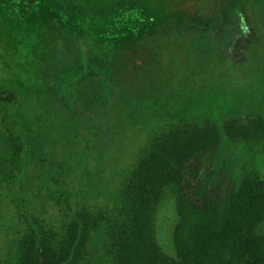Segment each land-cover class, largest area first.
<instances>
[{
	"label": "rangeland",
	"instance_id": "1",
	"mask_svg": "<svg viewBox=\"0 0 264 264\" xmlns=\"http://www.w3.org/2000/svg\"><path fill=\"white\" fill-rule=\"evenodd\" d=\"M39 3L27 13L35 0H0V264L28 225L56 245L82 209L102 220L78 264H111L109 232L127 221L122 182L153 134L264 119V0ZM86 81L104 83L88 110L75 93ZM217 162L232 179L264 175V153L224 136ZM174 219L166 192L153 230L167 257Z\"/></svg>",
	"mask_w": 264,
	"mask_h": 264
},
{
	"label": "trees",
	"instance_id": "2",
	"mask_svg": "<svg viewBox=\"0 0 264 264\" xmlns=\"http://www.w3.org/2000/svg\"><path fill=\"white\" fill-rule=\"evenodd\" d=\"M39 4H28L27 13H37ZM102 87L103 82H80L78 106L92 109ZM222 136L231 145L264 153V119L258 115L227 119L220 130L209 121L170 122L151 136L122 182L127 221L109 232L111 264H264V230L258 231L264 224V175L251 168L232 179L219 169ZM166 192L173 196V257L164 255L153 230L155 207ZM101 220L85 209L75 212L56 245L34 222L17 240L8 264H78Z\"/></svg>",
	"mask_w": 264,
	"mask_h": 264
}]
</instances>
